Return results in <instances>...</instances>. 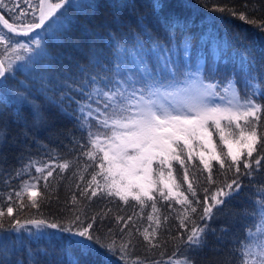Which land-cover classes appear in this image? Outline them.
<instances>
[{
    "label": "snow or ice",
    "instance_id": "obj_1",
    "mask_svg": "<svg viewBox=\"0 0 264 264\" xmlns=\"http://www.w3.org/2000/svg\"><path fill=\"white\" fill-rule=\"evenodd\" d=\"M29 7L32 9V18L21 20L22 27L0 15V25H2L0 46H3L0 56V108L4 110L13 108L19 116L20 109L27 106L33 115L32 127L46 123L44 105L57 108L61 115L75 122L82 134L79 138L72 137L73 148L69 149L70 151L76 145L81 149L87 147L81 143L83 133L87 132L88 144L91 147L84 151L83 155L93 163L86 168L99 169L91 173V180L87 181V186L81 190V195L87 196L89 200L98 196L115 197L127 204L131 199L143 208L146 198L147 201H152L153 213H159L160 209L154 200L156 193L164 201L175 199V203L183 207L177 218L179 227L186 229L187 235L186 238L172 237L177 241V245L164 264H196L190 254L208 247V234L210 231H215L208 222L214 220L235 196L243 193L246 185L241 177L254 181L258 171L264 170L262 163L264 133L258 135L257 132L258 124L264 129V85L259 81L255 58L247 49L241 51L239 82L235 72L216 80L215 74L219 69L215 64L209 70L208 77L203 75V68L197 72L185 69L183 80L195 77L196 79L191 82L199 83L201 89L199 99L185 108L171 109L158 103L155 95L177 82L178 68L172 63L169 55L172 49L153 37L152 28H163L167 41L169 43L174 41L177 30L186 28L188 24L183 15L185 5L180 0H149L146 7L150 8V12L145 13L139 12L136 0H110L108 7L112 9L113 19L111 22H101L96 27L107 28L111 23L118 27L130 28L131 23L121 19V14L125 9L129 10L130 14L135 13L137 17L135 36L151 38L150 46L147 48L143 39L135 40L130 54L139 57V62L134 61L129 66L122 60V55L129 51L127 41H121L115 34L110 33L108 44L113 49L111 63L101 61L93 43L86 54L87 64L72 58V68L75 72L73 73L71 69H62L55 75L51 71L50 64L42 69L33 67L38 60L47 57V51L41 43L42 37H55L58 32L71 24L74 20L70 15L71 12L78 10L91 18L100 5L96 0H89L88 3H80L79 0H39L38 4L29 3ZM0 8L6 9L9 13H14L16 10L11 0L7 2L0 0ZM11 19L16 20L19 17L13 15ZM240 19L248 23H256L243 13L240 14ZM258 27L264 32V21L260 22ZM14 35L27 37V43L13 39ZM91 35L98 36L94 30L91 31ZM30 44H35L36 48H30ZM76 47L79 48V45ZM21 51L32 55L25 58L20 54ZM142 53L154 57L155 66L146 55L142 56ZM185 55L187 57V51ZM17 61L23 63L18 64ZM21 71L29 73L31 79L26 77L27 82L19 81L15 87L10 88L9 85L15 81L16 73ZM165 72L168 73L167 80L163 79ZM241 82L243 94H241ZM36 96L43 97L44 105L36 103ZM222 121L225 123L222 124ZM240 121H244V124L242 125ZM25 124L27 125L26 121ZM212 126L216 128L220 140L227 146V155L231 158V164H226L224 158L217 156L215 152L211 153L210 159H216L222 169L234 170L235 175L230 181L225 180L218 184L214 191L205 187L203 189L205 195L203 200H200L198 188L188 182V169L181 157L180 153L183 149L179 145L183 142L184 148L187 149L188 160L191 161L194 155L190 147L191 141L200 139L205 145H211L209 128ZM237 130L239 139H232ZM24 134L27 137V127ZM6 142L7 128L0 127V149ZM234 143L246 149L245 159L241 160L239 148L233 151ZM258 143L259 150L255 147ZM37 144L41 150H46L42 151V156H47L48 159L25 156V153L21 152L18 157L21 166L3 180L6 185H9L11 180L20 181L19 189L6 194L0 192V200L7 195L10 201L6 208L8 217L12 218L9 231L17 232L18 235L27 232L31 237L44 235L49 239L59 240L70 258V264H81L80 257L85 258V264H113L111 260L113 256H117L123 264H130L129 256L133 250L130 247L131 239L124 240L121 237L120 243L117 244L111 228L102 234L97 225V215L101 221L104 215L97 214L89 218L79 209H68L72 215L60 216L52 220H47L41 215L40 218H30L22 223L14 218L13 194L16 198H21L22 192L36 187L34 181L43 179L47 182L48 178L53 176L52 164L56 163L57 154L55 150H47V145L40 144L39 141ZM254 152H258L255 157ZM199 155L200 164L209 172L208 184H216L217 181L211 174L212 168L204 158V152L201 151ZM4 159L6 160V156ZM172 161L178 162L184 169V180L188 182L187 192L190 193V197L180 190V185L176 184ZM253 165L256 167L254 168ZM56 167L64 171L70 167V162L64 160L62 163H56ZM31 168H35V172L39 175H31ZM165 168L168 169L167 175L164 172ZM154 176H158L159 179H154ZM80 179L84 180L85 177L81 176ZM34 195L36 193H31L29 198ZM72 203H77L76 196L72 197ZM201 204L203 209L199 220L204 221L203 224L198 223L191 215L197 213V208ZM31 206L37 208L38 204L32 200ZM246 214L252 217V223L246 227L245 237L236 249L239 253L238 264H264V184L257 187L254 208L252 212ZM4 215V206L0 204V218ZM148 218L152 220L153 216L149 215ZM130 220L131 217L128 220L117 217V224L121 221L124 223L120 228L121 233L125 232ZM167 221L168 217L164 216L163 223L166 224ZM26 224L36 229L53 231L33 232L26 228ZM189 224L192 225L191 228L188 227ZM162 226L161 220L157 218V228H153L151 233L148 229L144 230V240L150 248L160 246L156 237L157 229ZM128 235L131 236V233L129 232ZM73 250H78L79 256L74 255ZM28 264H35L30 249ZM153 264L160 262L153 261Z\"/></svg>",
    "mask_w": 264,
    "mask_h": 264
},
{
    "label": "trees",
    "instance_id": "obj_2",
    "mask_svg": "<svg viewBox=\"0 0 264 264\" xmlns=\"http://www.w3.org/2000/svg\"><path fill=\"white\" fill-rule=\"evenodd\" d=\"M11 2L16 6L15 12L9 13L6 9L0 8V13L10 22L22 27L21 20L32 18L29 16V3L37 4L38 0H28V2L26 0H11ZM79 2L88 3L89 0H79ZM96 2L99 3L100 7L91 18L75 10L70 13L74 18L73 22L67 25L65 29L58 32L55 37H42L41 43L47 51V57L38 60L33 67L42 69L45 65L50 64L53 75L60 73L62 69H71L74 73L72 58L87 64L86 54L93 43L98 50L101 61L111 63L113 49L108 44L110 33L115 34L121 41H127L129 51L122 55V60L126 61L129 66L134 61L139 62V57L130 54L132 46L135 40L139 38L145 41V48H147L150 46L151 38L135 36L137 32L136 14H130L127 9L123 10L121 14V19L131 23L130 28L118 27L111 23L107 28H97V24L104 21L111 22L113 17L112 9L108 7L110 0H96ZM136 2L140 13L150 12V8L146 7L149 0H136ZM180 2L185 5L183 15L188 24L186 28L177 30L174 41L171 43L167 41L163 28H152L153 37L157 38L167 48L172 49L169 54L171 59L199 57L204 59L207 67L212 68L215 63L211 61V54L221 51L224 56L217 62L223 64H219L218 68L226 71L227 75L235 72L238 74L237 80L239 82L241 79L239 60L232 58H235V51L239 50L241 53L243 49H247L251 56L255 58L258 78L261 80V75L264 78V32H261L258 27L260 22L264 21V0H180ZM25 6L27 7L26 11L28 9L27 12L23 11ZM22 13L28 15H21ZM241 13L246 14L249 20H254L256 23L241 20ZM13 15L19 17V19H11ZM0 28L2 27L0 26ZM93 30L98 36L91 35ZM36 31L39 32L40 30ZM4 32L7 31L4 30ZM13 39H18L23 43H27L28 40L27 37L15 35ZM77 45H79V48L76 47ZM29 47L35 49L36 45L30 44ZM186 51L187 57L185 55ZM2 52L3 46H0V56H2ZM20 54L25 58L32 55V53L23 51ZM141 55H146L155 66L154 57L147 53ZM183 61L187 62L188 60ZM17 63L20 64L23 61H17ZM220 65H223V68ZM26 77L31 79L29 73L23 71L16 73L15 81L9 87H15L19 81L27 82ZM36 103L44 105L43 97L36 96ZM43 111L47 118L46 123L32 127L33 115L31 109L27 106L20 109L19 116L13 108L7 110L0 108V127L6 126L7 128V142L0 149V192L6 194L13 192L14 189H19V180H11L9 185L4 184L3 180L21 166V161L18 159L21 152L25 153V156L31 155L33 158L48 159L47 156H42V151L46 150H41L37 141L40 144L47 145V150H55L57 154L56 163H62L64 160L70 162V167L64 171L56 167V163H53V176L49 177L47 182L43 179L34 181L36 187L30 188L27 192H22L21 198H16L13 194L14 218L22 223L30 218H40L41 215L47 220H52L60 216L72 215L68 209H79L85 212L89 218L97 214L104 215L103 221L97 215V225L102 234L111 228L117 244L120 243L121 237L124 240L131 239L132 245L130 247L133 250L129 256L130 264L137 261L139 264H153V261L164 264L177 245V241L173 240L172 237L186 238L187 235V230L179 227V219L177 218L179 212L183 211L182 205L176 204L175 199L164 201L159 194H155L154 200L160 211L159 213H153L152 201H147L146 198L145 206L141 208L136 201L131 199L125 204L115 197L98 196L89 200L87 196H82L81 190L87 186V181L91 180V173L99 171L98 168L94 167L86 168L87 165L93 163L83 155V152L91 147L88 144L87 132L83 133L81 140V143L87 147L81 149L79 145H76L70 151L69 149L73 148L71 144L72 137L79 138L82 136L75 122L65 118L55 107L44 105ZM240 123L243 125L244 121H240ZM25 127H27V137L24 134ZM257 132L258 135L264 133V129L259 124L257 125ZM237 133L239 134L238 130ZM255 147L259 150L260 144L258 143ZM211 151L215 152L217 156H222L226 164H231V158L227 155L228 148L224 142L215 141V146L211 148ZM240 152L241 160L245 159L246 149L243 148ZM184 154L185 152H183V159L188 169V182L193 183L198 188V198L200 200H203L205 195L203 191L205 187L214 191L218 184L225 180L230 181L235 175L234 170L222 169L216 159H210L211 153L205 154L204 158L212 168L211 174L217 181L216 184L210 185L207 181L209 172L199 164V161L194 160L193 157L189 161L188 158H185L187 155L184 156ZM257 154L258 152H254V157ZM5 156L6 160L4 159ZM240 167H243L242 164ZM253 167L256 166L253 165ZM173 171L176 184L180 185V190L190 197V193L187 192L188 182L184 180V169L175 162L173 163ZM30 174L33 176L39 175L35 172V168L30 169ZM81 176H84L85 179L81 180ZM241 179L246 185L243 193L235 196L230 204L223 207L214 220L208 222L215 230L214 232L210 231L208 234V247L190 254L194 257L196 264H238L239 256L234 250L239 247L242 234L244 235L246 227L249 226L248 224L244 226V222H246L244 220L248 217L246 213L252 212L254 208L257 199V187L264 184V170L258 171L254 181H250L247 177H241ZM30 190L36 193V195L31 196V199L29 198L31 195ZM73 196L77 198L76 204L72 203ZM32 200L37 202V208L31 206ZM9 202L7 195L0 200V204L4 206L5 211L4 217L0 218V264H21V262L22 264H28L29 249L35 259V264H70V258L66 255L59 240L49 239L44 235L31 237L27 232L18 235L17 232L9 231L12 220L8 217L6 211ZM202 209L203 205L201 204L197 208V213L191 214L200 224L205 223L199 220ZM149 215L153 216L152 220H149ZM164 216L168 217L166 224L163 223ZM117 217H123L124 220L131 217L124 233L120 232V228L124 226V223L121 221L120 224H117ZM82 218L84 217L82 216ZM157 218L161 220L163 225L157 229L156 240L160 246L150 248L144 240L143 233L145 229H148L151 233L153 228H157ZM191 226V224L188 225L189 228ZM26 228L37 233L53 231L36 229L28 224H26ZM129 232L131 236L128 235ZM45 251L47 254H45ZM73 254L79 256L78 250H73ZM80 260L81 264H85L84 257H80ZM111 260L113 264H123V261L119 260L117 256L111 257Z\"/></svg>",
    "mask_w": 264,
    "mask_h": 264
},
{
    "label": "rangeland",
    "instance_id": "obj_3",
    "mask_svg": "<svg viewBox=\"0 0 264 264\" xmlns=\"http://www.w3.org/2000/svg\"><path fill=\"white\" fill-rule=\"evenodd\" d=\"M37 4H38V2H37ZM26 8L27 7L25 6L23 11H26ZM27 11H28V9H27ZM31 13H32V9L29 8V16H31ZM222 56H224V53H221V51L214 52L213 54H211V61L217 65L223 64V63L218 64V62H217ZM185 59H187L188 61L184 62L183 60H185ZM185 59H182V58L171 59L172 63H174L178 68L177 82L171 84V86L169 88H167V90H161L160 92L156 93V95H155V99L157 100L158 103L163 104L164 106L169 107L171 109L185 108L187 105L192 104L194 102H197L199 99L200 91H201L199 83L198 82L197 83L191 82L192 80L196 79L195 77H191L189 80H183L185 69H190L191 72H197L199 69L203 68L204 69L203 75L205 77H208L210 75L209 70L211 69V67H207L205 65V61L203 58L192 57V58H185ZM232 59H234V60L240 59V51L239 50L235 51V58H232ZM220 66H222V68H223V65H220ZM218 69H219V71L215 74L216 80H220L224 76H227L226 71H223V69H221V68H218ZM225 69H227V68H225ZM262 76L263 75H261V80L259 79V81L262 85H264V78ZM236 77H238V74H236ZM163 79L164 80L168 79V73L167 72L163 73ZM206 82H207V80H206ZM240 88H241V93H244L242 82L240 83ZM223 123H225V122L222 121V124ZM209 131L211 133V140H212L211 145H205L203 143V141H201L200 139H193L191 141V144H190V147L193 149V152H194L193 159L196 161H199V164H200V155L199 154L201 151H203L204 154L212 153L211 148H214L215 141L218 140L220 143L223 142L220 140V135L214 126L210 127ZM226 132H227V129H226ZM232 139H239V134L237 133V131H236V135L234 137H232ZM179 146L181 149H183V151L180 153L181 157L183 159V152H185L184 156H186L187 155V149L184 148L183 142H180ZM232 147H233V151H236L237 148H239L240 150L243 149L242 147H240L239 145H237L235 143L232 145ZM185 158H188V157L186 156ZM175 162L176 161H172V165ZM176 163L179 164L178 162H176ZM167 171H168V169L165 168L164 169L165 175H167ZM174 177H175V174L173 171V178ZM118 178L119 177H117V179ZM153 178L157 179V180L159 179L158 176H154ZM166 191H167V189H165V192ZM32 192L33 191L30 190V193H32ZM156 194H158V193H156ZM253 202H254V199H253ZM254 205H255V203H254ZM247 216L248 217L245 218V220H244V221H246V222H244L245 223L244 226H246V224L250 225L252 223V217L250 215H247ZM242 231H244V230H242ZM244 237H245V233H244V235L242 234L240 241H242L244 239ZM234 252L235 253L237 252L236 248H235ZM237 255L239 256L238 252H237Z\"/></svg>",
    "mask_w": 264,
    "mask_h": 264
},
{
    "label": "water",
    "instance_id": "obj_4",
    "mask_svg": "<svg viewBox=\"0 0 264 264\" xmlns=\"http://www.w3.org/2000/svg\"><path fill=\"white\" fill-rule=\"evenodd\" d=\"M38 3H39V0H38ZM0 15H1V13H0ZM1 27H2V25H0ZM6 30V29H5ZM7 31V30H6Z\"/></svg>",
    "mask_w": 264,
    "mask_h": 264
}]
</instances>
